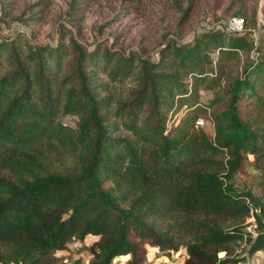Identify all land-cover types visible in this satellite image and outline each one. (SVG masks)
<instances>
[{"label":"trees","instance_id":"16d2710c","mask_svg":"<svg viewBox=\"0 0 264 264\" xmlns=\"http://www.w3.org/2000/svg\"><path fill=\"white\" fill-rule=\"evenodd\" d=\"M245 30H208L190 42H168L158 60L135 51H87L72 38L76 66L72 82L61 88H54L45 65L57 50L58 60L64 57L62 44L30 43L24 56L9 54L11 68L0 76V264H63L55 252L88 234L98 235L87 246L88 264H118L114 259L122 254L129 255L125 264H147L148 246L180 247L178 231L188 237L182 264H243L247 254L263 249L264 202L249 188L237 187L233 178L248 154L264 176V116L245 118L239 110L241 97L255 91L253 80H264V55L247 62L230 83L226 108L207 116L212 132L196 125L202 118L198 112L184 114L192 106L161 108L166 100L173 103L176 91L196 86L187 77H205L212 61L221 67L223 54H259L258 36L251 41ZM9 38L1 45H10ZM167 53L178 61L162 64ZM98 55L104 66L113 62L112 80L130 74L134 57L140 62L137 87L113 122L129 134L111 133L106 121L112 118L104 114L111 97L90 89L83 63L98 65ZM172 65L177 68L162 70ZM255 97L264 114V95ZM60 113L72 117V126L55 121ZM67 143L77 146V169L35 170L45 147ZM108 181L128 188L126 206ZM250 215L255 234L244 223ZM161 218H175L174 230L158 226ZM239 240L248 243L242 252L233 248Z\"/></svg>","mask_w":264,"mask_h":264},{"label":"rangeland","instance_id":"374dc122","mask_svg":"<svg viewBox=\"0 0 264 264\" xmlns=\"http://www.w3.org/2000/svg\"><path fill=\"white\" fill-rule=\"evenodd\" d=\"M231 16L243 17L246 24V37L249 40L252 41L255 38L253 32H256L258 36L256 42L260 41L261 46L259 54L257 51L243 50L231 57L223 54L221 67L217 62L212 61L209 69L212 66L214 68L205 77L195 79L197 75L193 73L192 77H187L186 80L192 78L193 84L196 80V86L193 85L190 92L186 93H180L174 89L176 92L172 98L173 103L170 104L166 100L161 107L167 109L176 105L187 109L192 106L185 110L184 114L198 112V115H202L203 127L212 132V125L206 120L207 116L213 111L226 108L230 83L241 75L247 62L260 59V56L264 55V27L259 26L262 24L264 26V0H0V76L11 68L9 54L17 52L24 56L29 51L30 43H41L49 47L62 44L61 52L65 53L64 57L58 60L57 50L51 54L45 65L46 73L51 78L54 88H61L72 82L71 73L76 66V52L73 49L72 38L80 42L87 51L97 48L103 53L104 49L109 48L123 55L135 51L136 54L152 58L157 56L168 42L186 41L202 18L216 20ZM16 27H21L22 30L16 31L14 29ZM11 29L12 32L7 34ZM260 34H262L261 38H259ZM9 36H12L14 40H11ZM5 38H9L8 43L13 42L7 46L1 45L4 42L2 40H7ZM170 50L173 52L174 47H170ZM208 50L209 55L212 56L211 59L215 58V51L212 48ZM163 57L162 64L178 61V57L173 53H167ZM98 59V65L86 60L83 63V70L89 76L90 89L93 93L111 97L110 105L104 114L112 120L106 122L110 124L111 133L123 135L126 131L128 132L126 127L123 124L115 126L113 122L121 116L120 104L125 102L137 87L140 62L137 57H134V66L130 74L127 77H117L112 80L108 70L113 67V62L104 66L100 55ZM174 68L177 67L172 65L163 67L162 70L171 71ZM253 82L255 91L243 95L239 101L240 113L245 118L264 116L258 112L259 108L256 107L255 102V95L258 93L264 95V80L260 77ZM10 93L13 94V91L10 90ZM1 98L4 103L5 96L2 95ZM184 105L186 106L183 107ZM125 118V120L129 119L127 116ZM55 121L67 122L70 125L72 117L60 113ZM76 155L77 146L74 144L45 147V151L38 155L39 161L34 163V168L41 173L45 169L57 172L75 170L79 166ZM253 162L254 156L248 154L233 181L239 188L252 190L264 202V176ZM29 176L28 174L27 177ZM106 184L117 194L121 204L126 206L130 198L128 188L124 184L113 181H108ZM261 217L264 219V211H261ZM174 219L169 222L168 219L161 218L158 226H171L170 228L174 230ZM244 223L249 230L251 224L256 225V220L250 215ZM251 232L255 234V228ZM180 233L178 231L179 242L182 243L177 250H161L156 246H148L147 264H182L186 255L185 242L188 237ZM91 240L90 236L81 240L73 238L68 242L67 249L56 251L55 254L62 258L63 264H73L74 261L76 264H86V261L91 258L87 249ZM247 247L246 241L239 240L233 248L236 252H242L240 249ZM223 254L224 252L220 253V255ZM128 256L122 254L114 261L125 264ZM243 264H264V248L247 254Z\"/></svg>","mask_w":264,"mask_h":264},{"label":"built area","instance_id":"2783aa9c","mask_svg":"<svg viewBox=\"0 0 264 264\" xmlns=\"http://www.w3.org/2000/svg\"><path fill=\"white\" fill-rule=\"evenodd\" d=\"M263 25V24H262ZM259 25V26H262ZM13 29V28H12ZM12 29L9 30L7 32V34H10L12 32ZM16 29V31H20L22 30L21 27H16L14 28ZM246 29V24L245 21L243 19V17L241 16H231L229 18H225V19H212V18H202L197 26L194 28V30L192 32H190V34L187 37L186 41H180L177 40V43H186V42H190L192 41V39L194 38V36L196 34L208 31V30H221L224 31L226 33H239V32H243ZM3 31H5L3 29ZM254 37L256 38L257 34L256 32H253ZM160 57V53H157V56L152 57V60H158ZM204 124V121L202 118H198L196 120V125L198 126H202ZM70 264V263H69Z\"/></svg>","mask_w":264,"mask_h":264},{"label":"crops","instance_id":"0c3cea01","mask_svg":"<svg viewBox=\"0 0 264 264\" xmlns=\"http://www.w3.org/2000/svg\"><path fill=\"white\" fill-rule=\"evenodd\" d=\"M87 236H90L91 237V242L89 243V244H91L92 242H94L95 240H97L98 239V235H95V234H88V235H86L85 237H87ZM88 244V245H89ZM87 245V246H88ZM64 250V249H63ZM61 251V250H60ZM91 255V254H90ZM120 256V255H119ZM126 256H128V255H126ZM90 259V258H89ZM89 259H88V261H86V264H88V262H89ZM121 263V262H120Z\"/></svg>","mask_w":264,"mask_h":264},{"label":"water","instance_id":"95a60500","mask_svg":"<svg viewBox=\"0 0 264 264\" xmlns=\"http://www.w3.org/2000/svg\"><path fill=\"white\" fill-rule=\"evenodd\" d=\"M254 227H255V225L254 224H251L250 226H249V230H254Z\"/></svg>","mask_w":264,"mask_h":264}]
</instances>
